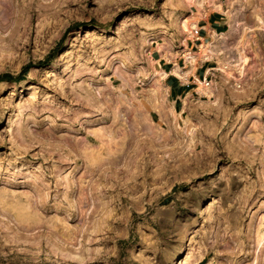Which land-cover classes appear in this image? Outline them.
<instances>
[{
  "label": "rangeland",
  "instance_id": "1",
  "mask_svg": "<svg viewBox=\"0 0 264 264\" xmlns=\"http://www.w3.org/2000/svg\"><path fill=\"white\" fill-rule=\"evenodd\" d=\"M219 1L229 58L177 95L151 76L196 7L0 0V264H264V58L221 69L264 0Z\"/></svg>",
  "mask_w": 264,
  "mask_h": 264
},
{
  "label": "bare ground",
  "instance_id": "2",
  "mask_svg": "<svg viewBox=\"0 0 264 264\" xmlns=\"http://www.w3.org/2000/svg\"><path fill=\"white\" fill-rule=\"evenodd\" d=\"M177 1H178V3L187 5L188 7L194 6L197 9L196 13H194L192 17L181 18L179 20L180 22L178 21L179 22V28H180L181 32L185 35V39H183V45H184L183 48L184 49L182 52L184 63H185V66H184L185 69H183L182 65L178 64L177 59L174 57L172 72H174L178 75H181L183 78H185L188 73H191L195 70L196 66L201 61H203L205 59H212L214 57L220 58L221 55H220V51L218 48V44H219V41L224 37L223 33H216L213 30L210 31L208 40H203L199 44L198 51L191 50V48L187 47V41L189 38H196L198 36L197 35V31H198L197 21L199 18L207 15L209 13V11L223 12L224 9H223L222 3H220L219 0H177ZM225 11H226V9H225ZM229 12H231V11L227 10L225 12L226 14H228V17L232 16L231 14H229ZM256 21H257L258 26L260 28L264 29V22L259 15H257ZM150 39H151V37L149 38V40ZM247 40H248V37H246V31L243 28V30L240 34V37H239L237 43L235 44L236 46L234 48V55H235L234 61L233 62H227V61L222 62L223 66L226 67V69L221 68L222 72H225V75L228 78H230V77L240 78L242 73H244V70L246 68L245 64L247 62V54H246V44H247L246 42H248ZM176 56H177V54H176ZM149 60H150V63L154 65L155 60H153L152 57H150ZM232 71H234V72H232ZM167 74H168V71L154 67L153 68V76H151V77L152 78L155 77L157 81H162V79L165 76H167ZM196 81L200 85V86H198L199 89L202 92L206 93L205 91H207L208 85H206L205 81L202 79H198V78L196 79ZM170 112L172 113L174 118L177 117V115L174 113V110L172 107H170L169 113ZM263 157L264 156L262 155V158ZM263 244H264V233L262 234L261 237H259L257 239V241L255 243V248H254V254L255 255L257 254V251L260 250V248ZM251 264H256L255 259H253Z\"/></svg>",
  "mask_w": 264,
  "mask_h": 264
},
{
  "label": "crops",
  "instance_id": "3",
  "mask_svg": "<svg viewBox=\"0 0 264 264\" xmlns=\"http://www.w3.org/2000/svg\"><path fill=\"white\" fill-rule=\"evenodd\" d=\"M232 27H233V25H232ZM212 30L215 31L216 33H223L224 34V37L220 40L219 45H218V47H220L219 48L220 55H221L220 58H229L228 56L223 54V52L221 51V47L225 44L233 42L234 36L231 32V27L225 21V16L220 11L212 12L211 14H209L207 25H202L199 28V33L197 34L198 35L197 37H200L201 42L203 40H208L209 32ZM197 37L195 39L196 41H197ZM234 41H235V39H234ZM188 46L189 45L187 44V47ZM191 47H193V45H191ZM198 48L199 47L197 45V50H194V51H198ZM191 50H193V49L191 48ZM251 53H252L251 56H249V57L247 56V58H251L250 62L253 63L252 65L254 67H256V64H258V61L263 62L264 54L262 53L260 46L258 49L253 48ZM156 56H157V58H161V51L159 49L157 50ZM233 58H235V55L233 56ZM215 59H216V57L212 58V60L216 61ZM210 61H211V59H205V60L201 61L196 66L195 70L191 73H188L185 78H183L181 75H178V74L172 72L173 65H172V68L170 71L162 68V69L168 71V74H169V72H171L169 75L167 74L168 77L173 76V77L168 78L169 82H170L168 85L170 91L171 92L173 91L177 95H180V94L184 93L185 91L194 88V83H196L197 78L200 79L202 76H204L207 79L208 75H209L208 73H206L207 69H211V68L217 69V67H218L217 61H216L217 64H212V65H210L212 63ZM178 64L180 65V63H178ZM183 69H185V67H183Z\"/></svg>",
  "mask_w": 264,
  "mask_h": 264
},
{
  "label": "built area",
  "instance_id": "4",
  "mask_svg": "<svg viewBox=\"0 0 264 264\" xmlns=\"http://www.w3.org/2000/svg\"><path fill=\"white\" fill-rule=\"evenodd\" d=\"M199 33V30L197 31V34ZM196 39V38H195ZM200 39L199 37H197V40Z\"/></svg>",
  "mask_w": 264,
  "mask_h": 264
}]
</instances>
